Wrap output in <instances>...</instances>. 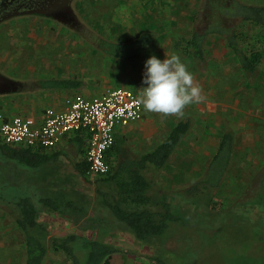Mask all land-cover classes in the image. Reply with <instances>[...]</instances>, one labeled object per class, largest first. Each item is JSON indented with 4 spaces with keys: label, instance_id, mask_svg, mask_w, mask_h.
I'll list each match as a JSON object with an SVG mask.
<instances>
[{
    "label": "rangeland",
    "instance_id": "obj_1",
    "mask_svg": "<svg viewBox=\"0 0 264 264\" xmlns=\"http://www.w3.org/2000/svg\"><path fill=\"white\" fill-rule=\"evenodd\" d=\"M107 2L111 3V10H108ZM96 3L94 8L89 0L85 5L76 4L80 18V25L74 30L77 33L69 26L61 25V34L58 35L56 29L49 30L41 20L33 22L30 18L10 21L0 27V64L5 72L2 76L12 82L8 95L0 91L3 95L0 96V111L9 115H30L28 111L37 106L49 107L38 90L39 82L49 78L80 80L82 89L77 91L88 92L86 89L90 91L109 76L121 75L123 71L125 75L138 71L141 74V68L145 69L144 61L139 64V61L126 63L114 59L101 51L100 42L104 39L121 42L142 31H152L159 37L158 41L165 44L166 38L170 37L168 33L173 30L172 27L157 28L162 31L160 36L156 28L107 25L113 22V13L116 15L126 10L131 14L130 11L134 12L139 5V13H145L141 21H147L148 27L152 22L148 9L151 13L161 0H96ZM245 5H264V0H194L193 29L190 25L178 27L188 33L204 32L217 22L221 28L235 27L243 49L247 53L260 51L262 58L254 73L242 70L238 84L226 83L234 90L242 88L233 102L230 99L226 103L250 114L239 115L237 112L238 115L234 116V110H227L220 115L215 112L205 116L194 114L195 110L188 109L191 105L184 110L183 116L174 115L161 125L160 133L164 136L179 120L190 118L192 123L190 133L175 150L168 165L156 170L154 175L159 182V192L172 203L178 216L168 231L169 235L153 243H143L136 240L133 233L91 232L93 229L85 227L91 225L87 221H83L81 227H74L72 222L63 224L66 230L74 227L84 237L110 241L116 246L118 251L112 255L110 264H158L157 257L173 264H264V29L253 22L243 21L237 14L244 12ZM234 11L237 13H230ZM134 20L129 15L124 23ZM96 21L99 25H94ZM178 44L181 45L180 42ZM218 47L216 45L215 49ZM225 47L229 50L227 43ZM209 54L211 56V51ZM124 84L133 89V85L121 80L120 85L125 87ZM139 85H143V78ZM50 91L60 96L54 93L55 90ZM249 97L252 98L250 103ZM208 99L221 101L215 96ZM235 99H238L239 105L234 103ZM225 133H231L235 141V150L227 167L223 159L211 163ZM66 151L64 156L60 153L63 160L59 157L48 165L53 168L49 178L51 187L57 188L61 178L68 176L71 188L76 191L75 199L82 201L84 196L86 201L88 196L91 202L95 201L99 196L98 190H104L98 187L102 176L82 177L75 163L83 159V154L71 149ZM64 166L66 169L61 175ZM38 169L0 149V264L26 262L25 236L17 227L20 211L13 204L3 201L14 196L21 198L23 188L28 185V176ZM148 173L153 175V171ZM37 193L33 192L35 200L40 197ZM90 209L89 205L87 210ZM42 215L40 212V217ZM47 226V237L56 238L58 224L52 220ZM81 246L82 243H76L75 250L81 249ZM82 253L81 260L85 263L88 252L85 250ZM43 264L73 263L64 251L54 250L49 243Z\"/></svg>",
    "mask_w": 264,
    "mask_h": 264
},
{
    "label": "crops",
    "instance_id": "obj_2",
    "mask_svg": "<svg viewBox=\"0 0 264 264\" xmlns=\"http://www.w3.org/2000/svg\"><path fill=\"white\" fill-rule=\"evenodd\" d=\"M89 2L92 4L91 7L93 8L97 5L96 0H89ZM110 2L106 3L107 7H109L108 10H111L110 4L112 2L111 3ZM85 4H86V0H84V3L82 5H85ZM194 7H195L194 0H161V4H157L156 7L153 8L151 13L149 12L150 10L148 9L149 16L152 17L151 19L152 22L150 23L148 27H146L147 21L145 22L141 21V17L145 16V13H141V14L139 13L140 12L139 5L134 8L135 9L134 12L130 11L131 14H129V12H126V10L121 11L120 13H116V15L113 13L111 15V19L113 22L107 23L108 26L156 28V31L159 32L160 36H162V31H160L157 28L172 27L173 30L170 31V33H168L170 37L169 39L166 38L165 44H161L158 41L159 37L155 35V39L153 43L147 48V50L144 52V54L140 58L134 61H126L120 58H115L113 56H110V57L117 59V60H121L126 63H135L139 61V64H140V62L141 63L143 61L145 62L152 55H155L160 59H164L166 58V52L169 56L173 54H177L181 57V60L187 65L189 71L194 76V82L197 83L202 88V94L205 96L204 102L198 105H192V106L190 105L191 107L188 108L191 111L195 110L194 114L196 113L205 114L206 116L209 113L211 114V113L217 112L220 115V114L226 113L227 110H234L235 111L234 116L238 115V113L239 115L241 113L250 114V112H243V110L237 108L238 106L233 108V107H230L226 103V101L230 99L233 102V98L237 96V92L241 91L242 89V88H239L237 90H234L233 88L228 87L226 83L228 84L231 83V85L233 86L238 84L243 68L241 66V62L236 57L235 53L231 50V48L228 47L229 50L226 49L225 43L227 42H226L225 37L220 36L219 34H213V35L208 36L205 39L204 58H200V57L197 58L194 56V49L192 48L190 44V40L192 38L193 33L184 32L182 29L178 28V27L186 28V26L190 25V27L193 29L194 27L193 16L195 12ZM129 15H131L133 19L135 20L129 24H125L124 19ZM107 17H108V14H107ZM114 20H116V22L117 20L121 21L122 23H119V22L116 23ZM94 25H99L98 21H96ZM141 33H143V31L140 32L139 34ZM56 34H58V32H56ZM139 34H136L135 36ZM135 36H131V37H135ZM179 42L181 43V45L178 44ZM182 43H185V46H182ZM216 45L219 46L217 49H215ZM209 51H211V56L209 54ZM188 58L190 59V61H187ZM228 59L230 61H228ZM144 70H142L141 68V74H139L140 71H138V72H134V74L128 72V75H125V71H123L121 75L115 74L113 76H109L108 78H106V80L103 81V83L96 84V86L92 88L90 91L89 89L88 90L86 89V91L88 92H82L80 90L77 91L78 88L82 89V84L81 86L75 89H48V88H43L41 85V82H39L40 87L38 90L41 91L40 96L42 97V100L47 102V106L59 108L64 105V101L67 97H70L76 94H82L87 97H93V96L102 94L108 88L123 87V85H120L121 80H126L129 84L133 85L132 87L133 89L140 90V88L145 86L144 84L139 85V82L144 76V72H145ZM232 75H234L233 78H231ZM237 76L238 78L237 80H235V77ZM101 84L102 86H100ZM127 86L125 85L126 88ZM50 90H55L56 92L54 93H58L60 94V96H56L55 94H53V91H50ZM51 94H53L54 96H52ZM209 96H215L219 98L221 100L220 103L219 101L218 102L211 101L210 99H208ZM248 99H249L248 103H250L252 101V98L249 97ZM47 100H50V101L48 102ZM234 103L236 105H239L238 99H235ZM219 108H220V111L218 112ZM44 109L45 108H39L37 106L35 109H33V111H28V113H30V115H33V116H38L43 112ZM173 116L174 115L165 116L162 114L145 112L144 118L142 120L133 122L126 127L120 128L116 136V139L118 141L117 146L119 148V151L116 150V152L113 153L112 156L110 155L111 157L108 156L109 154H107L108 160L112 161L111 163H112V167L114 171L115 169H117L119 164L124 163L126 160L128 161L129 159L140 157L141 155L154 150L168 136V134L170 133L172 129V128L169 129V131H167V133L164 136H161V133H160L161 125L166 124V122H168L167 118H171ZM187 119L191 121L190 118H186L182 120H187ZM190 130H191V127H190ZM190 130L188 131V133L186 134L184 138L187 137V135L190 133ZM69 137L64 139L61 145L54 149H45V150L41 149L43 152H46L48 154L53 155V153H56V157L50 160L48 163L42 166H39L38 168L39 169L41 168L40 170L38 169L37 171L32 172L34 174L36 173L37 175L35 174L34 176V174H32L28 176V178L30 177L28 179L29 180L28 185L26 184L27 186H25V189L23 188V192L21 196L31 197L33 199V192L34 191L38 192L37 194L40 197H37V200L33 199V201L37 205V208L40 210V212L43 213L41 217L39 214L38 221L42 224L46 223L44 225H45V229H47L48 228L47 224L51 222L52 220H54L58 224V229H59V233L58 232L56 233L58 234L56 238H59L64 235L66 236L68 234H73V233L78 234L79 232H77L76 228L74 229V227H81L80 224L83 221H87L88 223L91 224L90 226H85V227H89L90 229H93V230H90L91 232L97 233L98 231L99 232L103 231V232H108L109 234H114L118 232L122 234L123 233L131 234L132 232L122 222L114 218V215L110 211V209L103 205V197L101 196L100 190L98 189L97 190H98L99 196L96 197V200L91 202L92 199L87 196L86 201L84 202V206L86 209L84 208V210H81V211L71 210L72 209L71 207L70 209H67L66 211H64V213H62L61 211H51L50 208L45 206L44 203L41 201L43 198H47V197H54V198H57V200L60 198H68V199L73 198L74 199L76 191H74L71 188L72 185L69 182L68 176H66L65 178H61V184L57 185V188H52L51 182L49 180V178L51 177V174L53 173V168H50V166L48 165L53 164L54 161H56L59 157H61L62 154L64 156V154L67 153L66 150L68 149L74 150L77 153L80 152L77 146L73 142L70 141ZM153 139L155 140L154 142H152ZM156 140L158 141L156 142ZM219 146H220V143H219ZM63 159L64 158L61 157V160ZM44 166H47V167H44ZM65 169H66L65 166L63 169L61 168V175H63V171H65ZM161 169L163 168L157 169L153 165L149 164V166L143 170V174L146 176V178L150 182L149 193L154 196V199H153L154 202L156 200L155 199L156 197L158 201H160L163 197V195L159 192V182H156L154 178L155 171L156 170L159 171ZM150 171H153L152 176H150L148 173ZM88 177L95 178V177H101V176H92L88 174ZM23 179L26 180V177L24 176ZM17 181H20V180H17ZM99 184L100 185L98 187L100 188L103 187V189L106 191L118 192V188L115 182H110V183L99 182ZM17 198L18 196H14V197H11L10 200L8 201L5 200L3 202L11 203L19 209V207L17 206V202L19 201L20 198L18 199ZM89 205L91 206V209L87 210L89 208ZM69 222H72L74 224L73 229L71 230L64 229L63 224L68 225ZM17 227L24 234V232L18 226V223H17ZM44 232H47V231L45 230ZM50 239L51 238L47 237V241H48L47 245H49V243L51 244ZM105 242L111 243L110 241H105ZM25 248H26V242H25Z\"/></svg>",
    "mask_w": 264,
    "mask_h": 264
},
{
    "label": "trees",
    "instance_id": "obj_3",
    "mask_svg": "<svg viewBox=\"0 0 264 264\" xmlns=\"http://www.w3.org/2000/svg\"><path fill=\"white\" fill-rule=\"evenodd\" d=\"M243 11L230 13L240 14L243 21L253 22L264 29V5H245ZM224 12L227 13L226 10ZM213 34L225 37L228 46L241 62L243 70L251 74L256 71L262 58V52L252 51L247 53L240 44L238 30L235 27L231 29L221 28L218 22L204 32H193L190 44L194 49L195 57L204 58L205 39ZM154 39L155 34L147 31L121 42L104 39L99 46L101 51L109 56L134 61L144 54ZM81 84L80 80L71 78H50L41 81L42 87L48 89H75ZM190 127L191 121L189 119L177 122L168 136L154 150L140 157L126 160L124 163L119 164L115 171L112 167L107 175L102 176L101 181L103 183L115 182L118 188V192L100 190L103 205L110 209L113 215L134 234L138 241L153 243L158 239H164L169 235L168 231L171 229V225L178 220V216L175 214L172 203L168 201V198L163 196L158 201L156 197L154 202V196L149 193L150 182L143 174V170L149 164L157 169L164 168ZM69 139L84 156L76 163V169L83 177L88 178L89 163L86 159L88 134L85 132L74 133ZM117 142L116 139L115 144L108 150V156H112L116 150L119 151ZM234 144L233 135L225 133L211 163L223 159L222 161L225 162L227 167L234 151ZM0 149L33 167L42 166L56 157V153H53V155L48 154L31 146H14L0 143ZM109 162L112 161L109 160ZM83 198L82 201H79L75 198H60L57 200L54 197H47L41 201L51 211L64 213L70 207L73 210H84L85 197L83 196ZM17 206L20 211L17 223L25 234L27 254L25 264H43L48 253V245L46 242L47 232H44L45 225L38 221L40 210L31 197H21L17 202ZM50 242L54 250L64 251L73 264H110L112 255L118 251V248L112 243H107L99 238L84 237L76 233L51 238ZM76 243H80V245L82 243L81 249L75 250ZM85 250L88 252V256L86 262L82 263L81 258L84 256L82 252ZM156 260L158 264H173L158 257Z\"/></svg>",
    "mask_w": 264,
    "mask_h": 264
},
{
    "label": "built area",
    "instance_id": "obj_4",
    "mask_svg": "<svg viewBox=\"0 0 264 264\" xmlns=\"http://www.w3.org/2000/svg\"><path fill=\"white\" fill-rule=\"evenodd\" d=\"M141 98L142 89L113 87L93 97H67L62 107H47L38 116L0 111V143L54 149L74 133L85 132L88 174L107 175L112 169L107 152L115 144L118 130L144 118ZM129 111L137 116L130 118Z\"/></svg>",
    "mask_w": 264,
    "mask_h": 264
},
{
    "label": "clouds",
    "instance_id": "obj_5",
    "mask_svg": "<svg viewBox=\"0 0 264 264\" xmlns=\"http://www.w3.org/2000/svg\"><path fill=\"white\" fill-rule=\"evenodd\" d=\"M143 84L140 104L145 112L183 116L188 106L205 100L202 88L177 54L166 52L163 60L150 56L145 61ZM128 116L135 118L137 112L129 111Z\"/></svg>",
    "mask_w": 264,
    "mask_h": 264
},
{
    "label": "flooded vegetation",
    "instance_id": "obj_6",
    "mask_svg": "<svg viewBox=\"0 0 264 264\" xmlns=\"http://www.w3.org/2000/svg\"><path fill=\"white\" fill-rule=\"evenodd\" d=\"M82 1L84 2V0H0V27L10 21L30 18L33 22L41 20L49 30L56 29L58 35L61 34V25L69 26L77 33L75 28L80 25L78 24L80 18L76 4L80 2L81 5ZM2 68L3 65L0 64V91L8 95L12 82L3 79L2 75L5 72Z\"/></svg>",
    "mask_w": 264,
    "mask_h": 264
}]
</instances>
